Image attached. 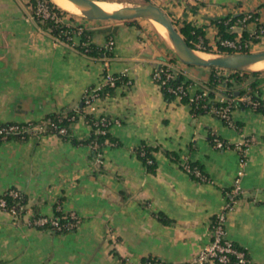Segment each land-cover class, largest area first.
Here are the masks:
<instances>
[{
  "label": "crops",
  "instance_id": "crops-1",
  "mask_svg": "<svg viewBox=\"0 0 264 264\" xmlns=\"http://www.w3.org/2000/svg\"><path fill=\"white\" fill-rule=\"evenodd\" d=\"M30 3L0 0V123L73 111L78 116L69 136L79 141L90 135L86 115L114 122L95 155L88 145L53 133L0 141V194L14 187L26 197L22 214L13 217L0 210V264H137L147 258L186 262L211 239L212 220L228 201L240 168L234 145L244 138L250 142L242 192L227 213L226 236L254 264H264V112L235 106L227 123L209 113L193 115L176 98L167 100L151 73L171 55L145 19L76 16L93 30L91 42L97 47L112 34L111 53L91 56L56 40L30 17ZM150 3L178 26L200 28L199 40L210 46L218 39L216 18L252 12L249 28L264 24V0ZM232 28L241 31L239 25ZM105 70L122 75V82L84 105V90ZM191 71L208 73L203 67ZM259 78L264 98V72ZM212 135L227 146L214 147ZM140 145L151 148L152 170L137 155ZM185 161L197 164L204 179L184 171ZM58 209L77 216L74 230L59 233L27 223L36 213L51 217Z\"/></svg>",
  "mask_w": 264,
  "mask_h": 264
},
{
  "label": "built area",
  "instance_id": "built-area-1",
  "mask_svg": "<svg viewBox=\"0 0 264 264\" xmlns=\"http://www.w3.org/2000/svg\"><path fill=\"white\" fill-rule=\"evenodd\" d=\"M34 3L31 6V18L43 21L46 19H52L54 23H67L65 17L56 13V11L49 5L47 0H33ZM251 14L245 13L243 17H241L239 21L240 26L246 25L248 21L254 20ZM81 27L76 28V33H80ZM261 34H264V27L259 29ZM56 40L64 41L68 43L71 40V36L67 35V32H62L61 30L57 31L56 34L53 35ZM202 43L201 40L198 41V46ZM220 44L225 47H229L232 49H239L240 45L237 40H229L224 39L220 41ZM73 46V43H70ZM114 45V41L112 37H107L106 42L104 44L103 51L105 54H109L112 51ZM104 65L107 66V60L104 57ZM179 65H182L178 60L173 61L170 56H166L158 66L154 67L151 73V78L156 82L161 88L165 87V89L174 95V98L181 100L182 97L187 98V104L189 106L197 103L199 100H205L207 95L205 90H200L196 95H190L187 91L186 85L183 83H178L175 86L167 85V82L170 79L175 78V75L183 72L178 68ZM181 68V67H180ZM185 70L184 68H181ZM122 75H116L104 71L102 77L98 82L94 85L87 87L82 94V103L86 106L91 105L94 101H96L100 95L102 90L105 87L115 88L118 83L122 82ZM183 82V81H182ZM209 100V98H207ZM219 102H224V105H220L217 108H212L211 112L214 113L218 118L225 120L227 123H231L230 120V112L231 106L234 104V97H225L220 95V98L214 99ZM237 100L247 104V105H257L256 102H252L250 97L247 95H242ZM73 117H71L72 119ZM114 120L100 116L96 117L93 121V125L95 126L96 133H105L106 129L111 125ZM66 132L64 127H57L56 123L49 118H43L38 121H24V122H16V123H0V141H4L7 139H18V140H26L30 138H39L43 135L53 133L57 135H63ZM248 139H241L235 145L234 148L238 152L240 156V168L238 169L236 176L234 177L231 188L229 189V199L223 205L222 209L216 213L211 223V239L210 241L202 247L193 257L187 260L184 263L180 264H227L230 262L231 258H233L234 264H254L252 260L249 258L247 252L244 249L237 248L233 242L228 239L226 236V217L228 211L234 205L237 197L242 192L241 187V175H242V166L245 161V151L247 146L249 145ZM214 147L223 148L226 147V143L223 140L214 139ZM182 167L184 171L190 173L199 179H204L199 169L196 167L190 166L187 161L183 162ZM8 195L12 197L18 196L17 190H9ZM22 207L19 208L21 210ZM0 210L5 211L12 216L16 217L18 215L19 210L16 209L15 206H11L7 203L5 197L0 195ZM29 226L34 227H42L46 224L50 225L53 229L61 230V229H72L76 227L78 224V218L74 213H68V219L64 223H59L57 218L54 216L51 217H37V218H29L27 220ZM127 264V263H125ZM137 264H142L137 263ZM150 264H168L162 260L154 259Z\"/></svg>",
  "mask_w": 264,
  "mask_h": 264
},
{
  "label": "trees",
  "instance_id": "trees-1",
  "mask_svg": "<svg viewBox=\"0 0 264 264\" xmlns=\"http://www.w3.org/2000/svg\"><path fill=\"white\" fill-rule=\"evenodd\" d=\"M49 5L58 13L59 15H65L68 14L67 11H64L55 4H53L50 0H47ZM103 1H120V0H103ZM146 3H150V0H143ZM34 3L33 0H31V6ZM251 14L252 18L255 17V14L252 12H247ZM244 14H234L230 16H225L221 18H216L214 19V23L218 26V39L215 42L214 46L207 45L206 40H201L202 43L200 46H198V41L203 37V31L200 28L193 27L188 23H182L181 25L178 26V30L185 39V41L194 49L205 52V53H229V52H234V51H247V47L245 45V40L248 38V35L250 34L248 29L243 27L241 29V39H239L238 43L240 45L239 49H232L229 47L222 46L220 44L221 40L224 39H229L233 40L235 37V31H233V26L239 25V21L241 17H243ZM38 21V20H37ZM42 25L45 28H48L51 32L52 35L56 34L57 31L61 30L62 32H67V35H70L72 38L68 43H73V46L76 47L79 51L85 53L86 55H91V56H101L102 53H104L103 48L97 47L91 42V38L93 35V30L87 28L86 26L82 25L80 22H77L75 20V16L72 14H69L68 16V24L67 23H54L52 19H46L41 21ZM175 23V22H173ZM177 25V23H175ZM81 27L80 33H76V28ZM261 27H264V24H259L257 23L255 31H259ZM112 37V34H107V37ZM255 41V40H254ZM172 60L175 61L176 58L172 57ZM183 65V64H182ZM185 68H188L186 66L188 65H183ZM194 68L200 69L201 67L193 66ZM208 73L203 76L200 74V78H203V85L206 86V88H209L207 98H212L216 93H220L221 95L225 97H234L235 101L234 104H232L231 109H233L235 106H247L252 110L255 111H260L264 112V98L260 97L259 93V85L261 83V80L259 78V75H261L264 71H238V70H226L218 67H208ZM227 72V73H225ZM183 75L181 73L176 74V77L173 79H170L167 82V85L175 86L178 83H183L184 85L188 84L189 81H193L192 79H188L189 81L184 82L183 81ZM199 78V79H200ZM183 81V82H182ZM113 89V88H108L105 87L102 92H107L108 90ZM162 92L167 100H172L174 99V95L170 92H168L165 87H162ZM234 92L237 93V95H234ZM219 94V95H220ZM242 95H247L250 97L252 102H256L257 105H247L239 100V98ZM199 100L197 103L189 106L190 111L193 115H200L204 113H209L212 114L213 116L217 117L214 113L211 112L212 108H217L220 105H224V102H219L214 99L212 100ZM181 102L187 103V98L184 96L180 100ZM78 113H75L73 111L69 112H58V113H53L50 115H47L45 118H49L50 120L54 121L57 125V127H64L66 129V132L63 135H60L64 138H70V124L74 120L77 119ZM71 117H73L71 119ZM106 117V116H105ZM218 118V117H217ZM86 122L89 124L91 127L90 135L87 139L85 140H74L73 138H70L72 141L75 143H81V144H86L89 146V148L92 150V153L95 155L97 153V147L100 145V143L105 139L108 138V128L106 129L105 133H96L95 132V126L93 125V121L96 119V117H92L90 115H86L85 117ZM223 120V119H222ZM225 121V120H224ZM218 137L212 135L210 140L212 144H214V139ZM221 140V139H220ZM96 144L95 146H93ZM137 155L138 157L143 161L144 165L148 170H152L154 167V159L151 155V148L146 146V145H140L137 150ZM190 166L196 167L200 170V173L202 174L203 177H205V174L201 171L200 167L195 164L194 162L188 161L187 162ZM9 190H17L14 187H10L3 191L0 195L5 197L7 203L11 206H15L16 209L19 210L20 207H22L21 210H19L18 215L23 213L26 197L23 193H21L19 190L18 191V196L17 197H12L8 195ZM37 212V211H36ZM69 213V212H68ZM68 213H63L59 209L56 210L54 213V217L57 218L59 223H64L68 219ZM36 213L35 216L32 218H37V217H43L39 216ZM46 217V216H45ZM41 228H49L50 230L54 232H68L72 231L75 229L73 227L72 229H61V230H56L53 229L50 225L46 224L42 226ZM234 244V243H233ZM235 245V244H234ZM237 248L243 249L237 245H235ZM245 250V249H244ZM156 258H147L141 261L142 264H150L152 260ZM233 258H231L230 262L227 264H234L233 263ZM169 264V263H168Z\"/></svg>",
  "mask_w": 264,
  "mask_h": 264
},
{
  "label": "water",
  "instance_id": "water-1",
  "mask_svg": "<svg viewBox=\"0 0 264 264\" xmlns=\"http://www.w3.org/2000/svg\"><path fill=\"white\" fill-rule=\"evenodd\" d=\"M74 4L81 17L88 20H133L137 18L154 20L161 23L167 33L171 49L176 59L183 65L197 67H218L226 70L264 71L253 70L250 67L264 60V50L258 52H229L208 58H202L198 50L192 48L175 27L167 13L152 3L124 5L114 11H102L96 0H69ZM236 94V93H235Z\"/></svg>",
  "mask_w": 264,
  "mask_h": 264
},
{
  "label": "rangeland",
  "instance_id": "rangeland-1",
  "mask_svg": "<svg viewBox=\"0 0 264 264\" xmlns=\"http://www.w3.org/2000/svg\"><path fill=\"white\" fill-rule=\"evenodd\" d=\"M51 1V0H50ZM52 2V1H51ZM110 2H116V3H118L119 4V6L121 7V6H124V5H135V4H140V3H146V2H144L143 0H120V1H110ZM53 4H55L54 2H52ZM55 6H57L56 4H55ZM58 8H60L59 6H57ZM60 9H62V8H60ZM62 10H64V9H62ZM64 11H67V10H64ZM67 13L68 14H65V15H62V16H64L65 18H68V16H69V14H72V15H74L75 16V18H76V16L77 17H81L80 16V14H78V13H74V12H70V11H67ZM245 14V13H244ZM146 20V23H147V25L163 40V41H165L166 43H167V46H168V48H169V52H168V54H170L171 56V58L172 57H175L174 56V54H173V51H172V49H171V46H170V42H169V40H168V38H167V36L166 35H163V34H161V33H159L158 31H157V29L155 28V26H154V24L152 23V21H150V20H147V19H145ZM173 21V20H172ZM174 22V21H173ZM249 22V21H248ZM248 23H246V25H244V26H240V28L242 29L243 27H245V28H247L248 29V31H249V35H248V38L244 41L245 42V45H246V47H247V51H250V52H258V51H262V50H264V34H261L259 31H255V28L254 27H250L249 28V26L247 25ZM174 25H175V27L178 29V25H176L175 23H174ZM236 33V32H235ZM241 36H242V34H241V31L240 32H238V33H236L235 34V40H237V41H239V39H241ZM255 40V41H254ZM199 51V50H198ZM200 52H202V51H200ZM234 52H241V51H234ZM206 54H208L210 57H211V55L212 56H216V55H220L219 53H206ZM176 58V57H175ZM164 59V58H163ZM177 60V59H176ZM176 60H175V62H176ZM162 61V60H161ZM160 61V62H161ZM185 66H183V68H184ZM186 67H188V68H185V70H182L179 66H177L176 68L178 69H180L182 72H183V81L184 82H186V81H189L188 79L190 78V79H192L193 81H189V83L188 84H186V87H187V91H188V93L190 94V95H196L197 93H199L200 92V90H205V93H206V95L208 94V89L209 88H206V86L205 85H203V83H201L202 81H203V78L201 79L200 77V75L199 76H197L196 75V73H194V71H191L192 69H198V68H194L193 66H186ZM204 68V67H203ZM206 71H209L208 70V68H204ZM225 73H227V72H225ZM194 74V75H193ZM175 77H176V75H175ZM200 78V79H199ZM195 85V86H194ZM192 86H194L195 88H194V90H191V89H193V88H191ZM236 92H234V95H237V93L235 94ZM220 93H216L215 95H214V97H212V98H210L209 97V100H212V99H219L220 98V95H219ZM261 97V96H260ZM262 98V97H261ZM177 99V98H176ZM179 100V99H178ZM96 144H94L93 146H95ZM14 217V216H13Z\"/></svg>",
  "mask_w": 264,
  "mask_h": 264
},
{
  "label": "bare ground",
  "instance_id": "bare-ground-1",
  "mask_svg": "<svg viewBox=\"0 0 264 264\" xmlns=\"http://www.w3.org/2000/svg\"><path fill=\"white\" fill-rule=\"evenodd\" d=\"M52 1L64 10L74 12L75 14L79 13L78 8L74 4H72L69 0H52ZM97 5L102 11H107V12L114 11V10L120 8L118 3L110 2V1H97ZM151 21L159 33L167 36L166 30L161 23L154 21V20H151ZM167 38H168V36H167ZM198 54L202 58L210 57L208 54H206L204 52L198 51ZM250 68L253 70L264 69V60H261V61L254 63Z\"/></svg>",
  "mask_w": 264,
  "mask_h": 264
}]
</instances>
